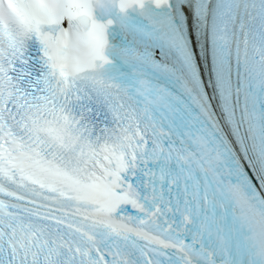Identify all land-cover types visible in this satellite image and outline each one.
<instances>
[{
    "label": "snow or ice",
    "instance_id": "obj_1",
    "mask_svg": "<svg viewBox=\"0 0 264 264\" xmlns=\"http://www.w3.org/2000/svg\"><path fill=\"white\" fill-rule=\"evenodd\" d=\"M0 264H264V0H0Z\"/></svg>",
    "mask_w": 264,
    "mask_h": 264
}]
</instances>
